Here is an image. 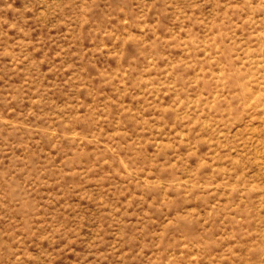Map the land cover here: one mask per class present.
<instances>
[{"label": "rangeland", "instance_id": "obj_1", "mask_svg": "<svg viewBox=\"0 0 264 264\" xmlns=\"http://www.w3.org/2000/svg\"><path fill=\"white\" fill-rule=\"evenodd\" d=\"M0 264H264V0H0Z\"/></svg>", "mask_w": 264, "mask_h": 264}]
</instances>
